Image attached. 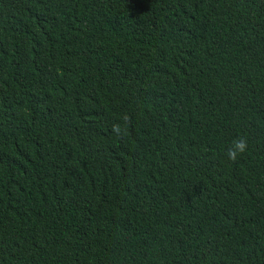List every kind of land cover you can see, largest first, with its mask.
Segmentation results:
<instances>
[{"label":"trees","instance_id":"1","mask_svg":"<svg viewBox=\"0 0 264 264\" xmlns=\"http://www.w3.org/2000/svg\"><path fill=\"white\" fill-rule=\"evenodd\" d=\"M0 264H264V0H0Z\"/></svg>","mask_w":264,"mask_h":264},{"label":"clouds","instance_id":"2","mask_svg":"<svg viewBox=\"0 0 264 264\" xmlns=\"http://www.w3.org/2000/svg\"><path fill=\"white\" fill-rule=\"evenodd\" d=\"M123 119L125 120V122L128 121V117L127 116H125ZM112 131L117 136H120L122 134V130H121V127H120L119 124H114L112 126ZM246 148H247L246 139L241 137V138H238V139L234 140L232 142V147L227 152L228 159L231 160V161H235L239 154H242L243 152L246 151Z\"/></svg>","mask_w":264,"mask_h":264}]
</instances>
